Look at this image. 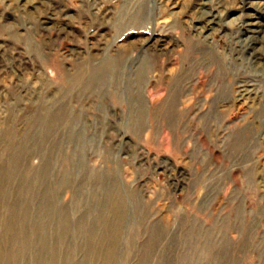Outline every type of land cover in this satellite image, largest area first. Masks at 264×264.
Masks as SVG:
<instances>
[{
	"label": "rangeland",
	"instance_id": "obj_1",
	"mask_svg": "<svg viewBox=\"0 0 264 264\" xmlns=\"http://www.w3.org/2000/svg\"><path fill=\"white\" fill-rule=\"evenodd\" d=\"M0 264H264V0H0Z\"/></svg>",
	"mask_w": 264,
	"mask_h": 264
},
{
	"label": "bare ground",
	"instance_id": "obj_2",
	"mask_svg": "<svg viewBox=\"0 0 264 264\" xmlns=\"http://www.w3.org/2000/svg\"><path fill=\"white\" fill-rule=\"evenodd\" d=\"M96 69L97 70L95 72V75H93L92 78L89 81L84 83L85 89L86 88L90 89L91 87H94V83H96V81L104 82L107 79H111L112 73L114 71H117V70H118L117 73L122 72V70L124 69V65L121 64L120 62L106 61L104 63H101L99 65V67H97ZM99 74H101L100 77H99ZM55 115L59 117V116L64 115V114L61 113V112H56L51 117H54ZM64 221H61V222L63 223V226L65 228L66 225H65Z\"/></svg>",
	"mask_w": 264,
	"mask_h": 264
}]
</instances>
